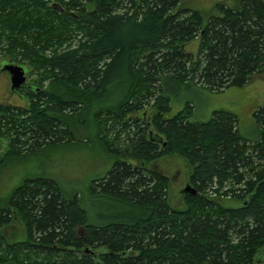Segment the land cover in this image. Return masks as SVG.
Masks as SVG:
<instances>
[{"label": "trees", "instance_id": "1", "mask_svg": "<svg viewBox=\"0 0 264 264\" xmlns=\"http://www.w3.org/2000/svg\"><path fill=\"white\" fill-rule=\"evenodd\" d=\"M83 1L0 0V41L42 68L26 107L0 103V138L6 157L74 143V126L93 128L114 162L88 194L129 210L95 220L55 179L24 178L0 205V264H264V104L247 137L223 109L191 120L188 101L168 116L163 88L217 92L264 74V0L217 3L206 20L181 0ZM75 28L88 40L58 50ZM194 39L196 56L184 49ZM170 156L184 160L194 190L180 208L168 200L169 178L146 165ZM16 218L25 237L7 240L2 229Z\"/></svg>", "mask_w": 264, "mask_h": 264}, {"label": "rangeland", "instance_id": "2", "mask_svg": "<svg viewBox=\"0 0 264 264\" xmlns=\"http://www.w3.org/2000/svg\"><path fill=\"white\" fill-rule=\"evenodd\" d=\"M46 2L45 7H49L53 2L58 0H43ZM66 1V0H65ZM126 0H123L125 3ZM84 3L79 0V3ZM224 2L233 5V0H181L180 4L184 8L197 10L201 13L204 20L211 14H216V4ZM123 5V4H122ZM126 6H130L128 3ZM85 8L92 6L91 3H85ZM43 7L42 9H45ZM124 9L121 8V11ZM73 13V10L69 11ZM68 40L62 45L57 46L60 51L67 49H78L82 43L87 41V36L82 29L75 28L70 32ZM11 44L2 36L0 41V67L3 62H13L22 65L29 70L26 82H34L42 68H35L22 59L20 48L10 50ZM199 41L194 39L184 45V49L193 55H197ZM38 48V46L36 47ZM55 48V46L53 47ZM50 47L44 49V54L50 55ZM22 51V52H21ZM0 72V101L7 102L11 97L8 88V80ZM164 91L170 99V110L167 115H173L182 110L186 102L192 105L190 115L191 120L205 121L212 111L223 109L233 113L237 118V127L242 135L253 137L256 131L253 110L264 104V74L253 76L252 79L243 87H229L221 91H210L204 87L176 85L175 82L168 81L164 84ZM15 102L21 103L23 97L19 95L14 97ZM14 101V100H13ZM77 137L76 142L64 144L49 145L38 150L7 155L8 140L0 138V205L24 178L35 175H46L55 179L65 194L74 195L81 200L91 212L96 220L98 217L105 218L115 211H127L120 203L108 201L104 198H94L88 194V183L91 178L103 175L113 165L114 159L105 148L98 143L95 138V130L90 127H73ZM147 167L163 173L169 178L168 200L175 207H182V189L186 186V163L177 156L162 157L146 164ZM211 189V187H209ZM213 194V193H212ZM224 198V197H222ZM226 205H235L234 201H226ZM95 208L94 213L91 209ZM105 211H109L105 213ZM102 213L101 216L97 213ZM114 214V213H113ZM84 234L82 228H76V232ZM2 234L7 240H21L25 237L24 227L19 218L14 219L9 225L2 229Z\"/></svg>", "mask_w": 264, "mask_h": 264}, {"label": "water", "instance_id": "3", "mask_svg": "<svg viewBox=\"0 0 264 264\" xmlns=\"http://www.w3.org/2000/svg\"><path fill=\"white\" fill-rule=\"evenodd\" d=\"M52 5L53 3L51 4V6ZM0 72H4L7 74L9 80V88L11 91H15L26 82L27 70L26 67L22 65L14 64L13 62H3L1 63ZM182 192L194 193V190H192L187 183L186 186L182 189Z\"/></svg>", "mask_w": 264, "mask_h": 264}, {"label": "flooded vegetation", "instance_id": "4", "mask_svg": "<svg viewBox=\"0 0 264 264\" xmlns=\"http://www.w3.org/2000/svg\"><path fill=\"white\" fill-rule=\"evenodd\" d=\"M2 73L5 75V78L8 80L7 74L4 73V72H2ZM5 78H3V79H5ZM8 83H9V80H8ZM32 87H33L32 83L25 82L22 86H20L15 91H11L10 88H9V84H8V88H9V92L11 94V97L8 99L7 102H1L0 101V103H3V104L6 103V104H9V105H12V106H15V107H26V105L28 103V98L24 95V91L27 90V89H31ZM20 90H22V91H20ZM17 95H19L20 97H23L24 101H22L21 103L15 102L16 99H14V97L17 96Z\"/></svg>", "mask_w": 264, "mask_h": 264}]
</instances>
